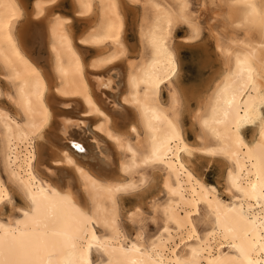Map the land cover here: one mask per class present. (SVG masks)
Returning a JSON list of instances; mask_svg holds the SVG:
<instances>
[{"label":"bare ground","instance_id":"obj_1","mask_svg":"<svg viewBox=\"0 0 264 264\" xmlns=\"http://www.w3.org/2000/svg\"><path fill=\"white\" fill-rule=\"evenodd\" d=\"M64 2L33 0L28 8L24 0H0V77L7 72L10 80L0 90H11L17 105L10 111H0V163L10 161L9 171L14 169L25 184L30 163L37 178L44 179L45 173L30 156L39 159L43 145L47 149L45 157L54 169L62 170L61 176L70 172L78 188L92 193L89 207L101 220L112 219L116 207L120 209L124 203V195L115 193L116 187L145 186L140 182H149L146 171L163 170L164 180L178 195L171 198L167 208L168 201L157 205L154 219L161 222L157 238L148 236L145 230L137 242L136 233L127 236L98 228L96 237L89 239L91 264H264V212L258 207L264 198L258 190L253 196L250 187L241 183V177L249 176L256 183L261 173L257 153L264 147V126L254 124L249 111H241L239 95L234 103H228L237 79H228L230 69L239 63L246 71L250 65L255 67L256 57L264 55L259 50L264 0H227L224 30H213L223 68L209 80L203 98L190 114L195 144L201 143L203 131L209 148L222 150L238 162L233 180L244 191L233 201L236 212L218 208L220 197L201 195L204 185L220 191L204 175H195L189 181L188 174L179 168L188 159L183 149L194 145L184 125V116L190 110L184 109L179 117L184 142L173 135L171 125L176 122V113L170 111L173 93L182 92L177 82L181 63L173 36L179 26L177 13L187 0H140L138 7L130 8H125L121 0H71L72 16L59 12ZM128 11L139 13L131 25ZM129 27L137 34L134 48L128 40ZM187 39L190 41V32ZM90 53L93 56L88 60ZM255 103L258 109V97ZM251 107L249 103V110ZM21 111L24 119H20ZM59 113L64 114L63 119ZM193 115L199 117L195 127ZM176 180L179 184L173 183ZM51 185L52 181H47L46 186ZM108 188L113 189L112 197L117 201L112 208L106 206ZM193 193L199 203L192 201ZM153 200L148 197L149 202ZM142 203L139 198L136 205L123 210H133ZM222 203L227 205V198ZM181 208L192 213L193 238L184 229L182 218L187 212ZM165 215L172 222H166ZM198 220L206 225L204 229H200ZM178 226L183 230L184 243L173 251L181 234ZM165 227L170 231L164 232ZM129 240L141 251L129 250ZM182 246L185 250L180 251ZM47 260L51 264H78L82 256L69 242L63 255L53 253Z\"/></svg>","mask_w":264,"mask_h":264},{"label":"snow or ice","instance_id":"obj_2","mask_svg":"<svg viewBox=\"0 0 264 264\" xmlns=\"http://www.w3.org/2000/svg\"><path fill=\"white\" fill-rule=\"evenodd\" d=\"M121 4L125 8L138 7L140 0H121ZM149 7V5H144ZM227 6V0H187L186 5L177 13V24L184 25L190 32V42L193 45L202 43L209 36H214L213 29L219 31V21L227 19L226 17L217 16L216 13ZM83 16L84 13H79ZM259 50L264 53V27L260 31ZM84 43V41H81ZM88 52V49H83ZM255 67L251 65L245 71L239 63L234 69H230L228 79L235 76L236 88L233 92V99L228 101L229 104L235 102V96L241 97L243 106L241 111H249L250 119L256 125L264 126V55H260L253 60ZM178 75V73H174ZM10 83L7 72L0 77V89ZM205 89L202 85H189L184 92H174V100L170 105V111L176 113V122L172 123L173 135L184 142L186 137L180 128L179 117L183 114L184 109H189V114L194 112L198 102L203 98ZM223 90L218 91L219 96ZM259 98L260 104L257 109L255 98ZM54 99V98H53ZM247 101V102H244ZM51 103V101H50ZM67 103V102H64ZM252 107L249 110L248 104ZM17 108L14 94L9 90L5 92L0 90V111L12 110ZM259 111V116L256 112ZM88 115V113H85ZM131 115V114H130ZM20 119H24L25 113H19ZM58 117L63 119L64 114L59 113ZM68 123L73 121L68 120ZM188 120L185 117L184 123ZM199 122V117L193 115V126ZM135 131V129H133ZM204 132L200 133L201 143L194 144L192 147L187 145L183 149L188 159L180 163L179 168L188 174L191 181L195 175H204V169L211 164L213 170L217 167L220 169L221 191L217 192L216 187L208 188L206 185L201 186V195L208 193L220 197L216 204L219 207H227L229 212H236L233 206L234 199H238V193L244 190L233 180V176L237 174L239 169L238 162L230 160L225 156L222 150L209 148L203 140ZM245 145L241 144V147ZM75 148L83 151L79 144L74 145ZM41 157L31 155L32 160H37V168L45 173L44 179H38L37 175L31 170L28 172L27 184L19 179L15 170L9 171L10 161L0 163V264H51L47 257L53 253L57 256L63 255L64 250L69 242L73 249H78L81 253L82 260L78 264H91L89 252L92 244L89 243L90 238L96 237V229H113L123 232L128 229V235L136 233L137 242L142 238L145 226L149 223H155L154 216L158 211V203L168 201L165 204L167 208L171 202V198L178 195L175 188L164 180V172L157 169L160 175L157 177L153 190L143 195L139 188L132 187H116L115 193L127 195L129 193L139 197L144 203L136 206L133 210H121L116 207V215L112 219L101 220L96 216L93 208L89 207L92 200V193L82 190L76 186L75 177L69 172L61 176L60 168H53L45 157L46 148L42 145ZM205 157H223L221 159H206ZM173 159H177L174 157ZM261 173L257 176V182L253 183L251 177H241V183L247 184L254 196L257 190L264 198V147L260 148L257 153ZM149 161H145L148 163ZM153 163H163V161H153ZM191 169V170H190ZM82 171V169L80 170ZM211 172L207 175L209 183H211ZM169 179H171L169 177ZM51 180L52 185L46 186L47 181ZM68 180L72 183L69 185ZM179 184V180L173 181ZM141 185L147 184V181H141ZM146 191V189H145ZM109 199L106 206L112 208L117 201L112 197V188H108ZM5 193L7 195H5ZM154 197L149 202L148 197ZM227 198L228 204L224 205L223 199ZM192 201H196L195 193H193ZM132 203V201H129ZM258 207L264 212V202L259 203ZM181 211L187 212V209L181 208ZM241 214L242 208H241ZM191 212L182 218L184 229L190 233L189 238L195 237V225L191 221ZM199 216V212L196 213ZM96 216L95 219L93 217ZM19 217H22L19 218ZM217 218L219 216L217 215ZM166 222H172L167 215L164 217ZM92 226L89 232V226ZM181 234L178 236L179 243L173 244V251L184 243L183 230L178 226L176 229ZM159 231V229H158ZM164 232L170 229L165 227ZM153 239L157 238L156 234H152ZM198 238V237H196ZM128 249L132 251H141L137 248V243L132 240L128 242Z\"/></svg>","mask_w":264,"mask_h":264},{"label":"rangeland","instance_id":"obj_3","mask_svg":"<svg viewBox=\"0 0 264 264\" xmlns=\"http://www.w3.org/2000/svg\"><path fill=\"white\" fill-rule=\"evenodd\" d=\"M27 3L28 8H31V4L33 0H24ZM63 5V6H62ZM59 7V12L72 16V2L71 0H65V2ZM227 9V6L222 8L220 11L217 12V16L223 17V14L225 13L224 11ZM137 11H140L138 8ZM136 11V12H137ZM134 11H131L129 15V24L131 25L133 20L136 19L138 16V12L136 13ZM224 20L221 19L219 21V32H223L224 27ZM77 27L80 28L81 24H77ZM216 33L218 32L215 28L213 29ZM130 31V32H129ZM213 31V32H214ZM135 31L131 29V27L128 28V40L131 46L134 48L133 45L137 44V34ZM214 32V33H215ZM215 33V34H216ZM130 35V36H129ZM136 35V36H135ZM189 35L188 28L184 25H179L174 32L173 36V44L176 47V50L178 51L179 57H180V63H181V71L179 73V76L177 77V82L182 90V92L186 91L189 85H202L203 89H205L207 86V83H209V80H211L213 77H216L218 72L221 71L223 68V60L221 56L219 55L217 48H216V40L217 37L216 35L214 36H209L207 39H205L202 43L193 45L190 41H188L187 36ZM135 36V37H134ZM176 37V38H175ZM186 39V40H185ZM137 40V41H136ZM38 42L40 40L35 41V45H38ZM45 51V50H44ZM44 56L46 55L45 52L42 53ZM93 55L88 54V60L92 57ZM44 62V61H43ZM97 76V75H96ZM205 87V88H204ZM163 96L164 98H167V91H163ZM187 117V124L184 123L185 129L187 132V136L189 135L188 139L195 144V130L191 126V117L188 112H186L184 116ZM193 129V130H192ZM152 171V172H151ZM211 172V183L216 185L219 190L221 191L222 189V184L219 181L220 179V170L217 167L215 170L212 169L211 164L205 167L204 169V178L205 180L209 183V177L208 173ZM147 175L150 177L149 182L145 184V186H139L138 188L140 189L141 192H150L153 190V183L154 180L156 181V177L160 175V172L157 171V169H151L146 171ZM156 178V179H155ZM146 189V191H145ZM123 204H121L120 209L123 210L127 207H132L136 205L138 202V197H136L133 194H127L123 196ZM135 200V201H134ZM129 201H132V203H129ZM136 202V203H135ZM134 203V204H133ZM198 224L200 226V229H204L206 225L198 220ZM161 222L155 221V223H149L148 225L145 226L146 234L148 236H152L153 233H157L158 229L160 228ZM152 229V230H151ZM124 234L128 235V229L123 230ZM135 234V232L132 233V235ZM131 235V236H132ZM185 250V246L180 247V251Z\"/></svg>","mask_w":264,"mask_h":264},{"label":"water","instance_id":"obj_4","mask_svg":"<svg viewBox=\"0 0 264 264\" xmlns=\"http://www.w3.org/2000/svg\"><path fill=\"white\" fill-rule=\"evenodd\" d=\"M81 152H83V151H81Z\"/></svg>","mask_w":264,"mask_h":264}]
</instances>
